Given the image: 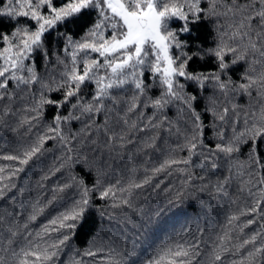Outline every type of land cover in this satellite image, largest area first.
I'll list each match as a JSON object with an SVG mask.
<instances>
[{"label":"snow or ice","instance_id":"6c2138e0","mask_svg":"<svg viewBox=\"0 0 264 264\" xmlns=\"http://www.w3.org/2000/svg\"><path fill=\"white\" fill-rule=\"evenodd\" d=\"M0 138V264H264V0H0Z\"/></svg>","mask_w":264,"mask_h":264},{"label":"trees","instance_id":"16d2710c","mask_svg":"<svg viewBox=\"0 0 264 264\" xmlns=\"http://www.w3.org/2000/svg\"><path fill=\"white\" fill-rule=\"evenodd\" d=\"M3 141H2V138H0V143H2ZM4 163H7V162H4V161H0V164H4ZM43 217H41L40 218V220H41V222L43 221ZM82 239V238H81Z\"/></svg>","mask_w":264,"mask_h":264}]
</instances>
